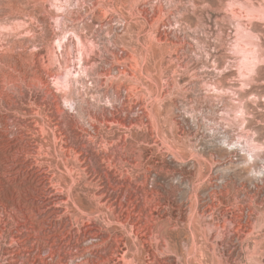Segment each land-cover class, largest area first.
<instances>
[{
	"label": "rangeland",
	"instance_id": "obj_1",
	"mask_svg": "<svg viewBox=\"0 0 264 264\" xmlns=\"http://www.w3.org/2000/svg\"><path fill=\"white\" fill-rule=\"evenodd\" d=\"M75 1L0 0V248L12 230L21 260L144 264L146 238L170 250L154 264H264V146L246 163L239 137L264 144V59L242 85L232 52L240 22L264 57V19L231 0ZM73 30L94 48L62 93L53 78L79 70Z\"/></svg>",
	"mask_w": 264,
	"mask_h": 264
},
{
	"label": "bare ground",
	"instance_id": "obj_2",
	"mask_svg": "<svg viewBox=\"0 0 264 264\" xmlns=\"http://www.w3.org/2000/svg\"><path fill=\"white\" fill-rule=\"evenodd\" d=\"M118 2V1H117ZM231 2L232 3H237V4H239L241 7H243L244 9H245V11L250 15V14H252L253 12H258L257 13V18L258 19H260V20H262V19H264V6H262V5H260L258 8H254L253 6H250V5H245V3L242 1V0H231ZM106 18V17H105ZM122 27V26H121ZM72 34L74 35V37L76 38V41L77 42H79V44H81V46L84 48V46H85V44L84 43H82L81 41H80V38H79V35L75 32V30H73L72 31ZM236 35H235V38H234V42H233V44H232V52L234 53V54H237L238 55V57H239V67L241 66L243 69H244V73H242V85H248V84H250L251 82H253L254 80H255V75H256V73H257V69L260 67V64H261V62L263 61V59H264V57L263 56H261V55H259L258 54V51H259V48H260V43H259V41H258V36H257V34L256 33H254L252 30H250V29H247V28H244L243 26H242V24L240 23V22H237V24H236V33H235ZM66 37V36H65ZM63 39H64V35H62V41H63ZM119 39V38H118ZM65 40V39H64ZM120 40V39H119ZM59 41H60V39H58V41L56 42L57 43V45L56 46H58V48H59V46H61L60 45V43H59ZM118 41V40H117ZM125 41V40H124ZM61 42V41H60ZM127 42V41H126ZM63 43V42H62ZM125 43V42H124ZM78 45V44H77ZM125 45H127V44H125ZM86 46H88L87 44H86ZM88 48L89 47H85V50H86V52H88ZM90 49H93V47H90ZM94 51V50H93ZM84 55V54H83ZM82 55V56H83ZM91 55H92V53H91ZM90 56H88L87 58H89ZM124 57V56H123ZM78 58V57H77ZM82 58H84V57H82ZM80 59V58H79ZM80 60H82V59H80ZM80 60H79V62H80ZM86 60V59H85ZM117 60V59H116ZM93 61V60H92ZM113 61V60H112ZM116 62V61H115ZM94 63V62H93ZM89 66H91V65H89ZM83 67H85V66H83ZM82 66H80V68H79V70H71V68L70 67H66L65 66V68H64V72L62 73V75H58L56 78H53V81H52V83H53V85H54V87H55V89L57 90V91H61L62 93H66V92H70V86H71V84H72V82L75 80V82H76V84L78 85L79 84V86H81V84L80 83H82V82H80L79 81V79H77L78 77H80V76H78V75H81L82 73L84 74V72L86 71L87 72V69L85 70V68H83ZM76 68V67H75ZM78 68V67H77ZM89 68V67H88ZM116 68V67H115ZM242 69V70H243ZM79 71H81V74H79ZM84 71V72H83ZM76 72V75L78 76V77H76L74 80H72V82H71V80L70 79H73L72 78V76L71 75H73L74 73ZM121 72H124V71H122L121 70ZM106 74V73H105ZM122 74V73H121ZM86 75V74H85ZM104 75V74H103ZM123 75V74H122ZM88 76V75H87ZM108 76V75H107ZM73 77H75V75H73ZM82 77V76H81ZM84 77V76H83ZM85 79V78H84ZM89 81V80H88ZM87 81V82H88ZM112 81H113V79H112ZM84 82H85V80H84ZM90 83V82H89ZM111 83V82H110ZM115 83V82H114ZM113 83V84H114ZM122 83V82H121ZM74 84V83H73ZM84 84V83H83ZM82 84V85H83ZM91 85H92V83H90ZM89 84V85H90ZM112 84V83H111ZM116 84H118V83H116ZM86 85V84H85ZM85 85H83V86H85ZM88 85V86H89ZM90 85V86H91ZM78 86V87H79ZM83 86L81 87L82 88V90L87 86H85L84 88H83ZM93 86V85H92ZM121 86V85H120ZM209 86H211L210 88H211V90H213V91H216L217 90V88H216V86H214V85H212V84H209ZM99 88V87H98ZM120 88V87H119ZM127 88H130L131 89V87L130 86H127ZM126 88V89H127ZM87 89V88H86ZM89 89V88H88ZM68 90V91H67ZM76 90V89H75ZM81 90V89H80ZM132 90H133V88H132ZM77 91V90H76ZM84 91V90H83ZM91 91V90H90ZM115 92V91H114ZM129 92V91H128ZM132 92V91H131ZM77 93V92H76ZM79 93V92H78ZM81 93V92H80ZM84 93V92H83ZM87 93V92H86ZM68 94V93H67ZM132 95H133V92L131 93ZM135 94V93H134ZM137 94H139V93H136L135 95H137ZM81 95H82V93H81ZM85 95V94H84ZM128 95V94H127ZM134 95V96H135ZM68 95H66V96H64V97H62L64 100V102L66 103V104H70V102H71V99L70 98H68L67 97ZM112 96V95H111ZM129 97H131L130 95H128ZM128 97V98H129ZM94 98V97H93ZM132 98V97H131ZM133 99V98H132ZM132 99H131V101H130V103L132 102ZM111 100V99H110ZM110 101H108V103H109ZM133 103V102H132ZM76 109V108H75ZM130 109V108H129ZM234 110V109H233ZM126 111V110H125ZM234 114L236 115V114H239L240 115V117H241V119H243V115H244V106H238L237 108H236V110H235V112H234ZM103 122V121H102ZM117 123H118V121H117ZM39 125V124H38ZM42 125V124H41ZM43 127V126H42ZM41 132L42 131H44L42 128H41V130H40ZM32 132V131H31ZM43 134V133H42ZM43 136V135H42ZM246 136V137H245ZM91 137V136H90ZM239 137H245V142H246V144H247V148L245 149H243L244 151H245V154H244V156L242 157V159H243V161L244 162H246L247 160H249L248 159V157H250V158H255V154H257L258 155V153L256 152V150H259V149H262L263 148V146H264V144L263 143H255V139L254 138H251V136H250V134H248V135H246V133H241V135L239 136ZM242 149V148H241ZM62 151V150H61ZM65 153V152H64ZM37 156V155H36ZM108 160V159H107ZM37 161V160H36ZM254 159H253V162H251L252 164L249 166V167H252V166H254ZM247 163V162H246ZM250 163V162H249ZM248 163V164H249ZM243 164V163H242ZM36 165V164H35ZM42 165V164H41ZM110 165V164H109ZM49 167H50V165H49ZM111 167H113V166H111ZM257 167V166H256ZM110 168V167H109ZM52 169V168H51ZM252 169H254L253 167H252ZM256 170V169H255ZM251 171V170H250ZM257 172V171H256ZM258 172H260V170H258ZM46 173V172H45ZM51 173V172H50ZM55 173V172H54ZM54 175V174H53ZM10 180V179H9ZM42 180V179H41ZM4 184V183H3ZM59 185V184H58ZM49 186V185H48ZM52 186V185H51ZM60 188V187H59ZM59 191V190H58ZM60 192V191H59ZM106 193V192H105ZM62 194V193H61ZM12 198V197H11ZM17 200V199H16ZM210 200V199H209ZM217 201V200H216ZM210 202V201H209ZM207 203H208V201H207ZM211 203V202H210ZM218 204V203H217ZM1 205V204H0ZM14 205V204H13ZM16 205V204H15ZM19 205V204H18ZM105 205H106V203H105ZM207 205V204H206ZM208 205H209V203H208ZM213 205V204H212ZM215 206H216V204H214ZM215 206H213V208L215 207ZM2 207V206H1ZM3 207H5V206H3ZM210 208H211V206H209ZM212 208V209H213ZM217 208H218V206H217ZM208 209V208H207ZM206 209V210H207ZM216 209V208H215ZM230 209V208H229ZM5 210V209H4ZM248 210V209H247ZM247 210H245V212L247 211ZM1 211V210H0ZM203 211L205 212V210L203 209ZM226 211V210H225ZM228 211V210H227ZM230 211V210H229ZM5 212V211H4ZM110 212H113V211H109V213ZM211 212V211H210ZM213 212H214V209H213ZM19 213V212H18ZM206 213H207V211H206ZM209 213V212H208ZM228 213V212H227ZM230 213H232V212H229V214ZM14 214V213H13ZM248 214H249V211H247V215H246V218H244V222H241V220H240V218H238V221H236V222H232L230 219H228V221L230 222V224H231V226H230V228L228 229L229 231H227V233L228 232H230L229 234L231 235V236H234V235H237V236H235L236 238H239L238 237V232L239 231H243L244 229H246L247 228V225H249V221H248ZM251 214V213H250ZM249 214V215H250ZM11 215H12V213H11ZM201 215V214H200ZM205 215V214H204ZM223 215V214H222ZM0 216H2V215H0ZM13 216V215H12ZM11 216V217H12ZM17 216V215H16ZM20 216H21V214H20ZM20 216H19V218H20ZM203 216V215H202ZM226 216V215H225ZM224 216V217H225ZM230 216V215H229ZM205 217V216H204ZM204 217H203V219H204ZM207 217H210V215L209 216H207ZM213 217V216H212ZM8 219L10 218V217H7ZM107 218V217H106ZM201 218V217H200ZM217 218V217H216ZM216 218H214V220L216 219ZM228 218V217H227ZM231 218V217H230ZM1 219H3V218H1ZM16 219H17V217H16ZM219 219H221V218H219ZM18 220V219H17ZM17 220H15V221H17ZM226 220V219H225ZM235 220V219H234ZM240 220V221H239ZM2 221V220H1ZM6 221V220H5ZM21 221V220H20ZM213 221V220H212ZM217 221H218V219H217ZM3 222V221H2ZM7 222V221H6ZM10 222H11V220H10ZM12 222H14V220L12 221ZM11 222V223H12ZM18 222V221H17ZM214 222V221H213ZM222 222V221H221ZM224 222V221H223ZM19 223V222H18ZM207 223H209V222H207ZM8 224H9V222H8ZM82 224V223H81ZM213 224V223H212ZM236 224V225H235ZM87 225V224H86ZM19 226H20V224H19ZM208 226V225H207ZM206 226V227H207ZM216 226V225H215ZM224 225H217L216 227L217 228H224L223 227ZM250 226V225H249ZM7 227V226H6ZM89 227V226H88ZM87 227V228H88ZM210 227H213V226H211L210 225ZM228 227V226H227ZM5 228V227H4ZM4 228L1 226V223H0V240L1 239H3V232H5L4 231ZM14 228V227H13ZM15 228L17 229L18 227H17V224L15 223ZM34 228V227H33ZM11 229V228H10ZM19 229V228H18ZM212 228H210V230H211ZM214 229V228H213ZM213 229H212V231H213ZM249 229V228H248ZM86 230V229H85ZM138 230V229H137ZM209 230V228H208V230L207 231H209V232H212V231H210ZM220 230V229H219ZM6 231H7V229H6ZM19 231V230H18ZM221 231V230H220ZM223 231V230H222ZM7 232H9V233H7V238H8V241H6L7 242V245L5 246V244L3 245V246H5V248H0V259H1V263L0 264H15V263H17V262H19L18 264H52L49 260H47L46 259V257H42V255L40 256V254H36V255H31V257L30 256H26L25 257V259L24 260H21V257L19 256H17V254H19L20 252H21V250L22 249H19V250H17L16 251V249H14L13 247L14 246H17V245H19L20 246V243L18 242L19 240V238H17V235H18V233H13L12 232V230L11 231H7ZM16 232V231H15ZM208 232V233H209ZM218 232V231H217ZM20 233V232H19ZM144 233V232H143ZM219 233V232H218ZM236 233V234H235ZM148 234V233H147ZM210 234H212V233H210ZM215 235H217L216 233H214ZM241 234H243V232H241ZM246 234V233H245ZM31 235V234H30ZM89 235V234H88ZM28 236V235H27ZM93 236V235H92ZM175 236V235H174ZM207 236V235H206ZM219 236H220V234H219ZM241 236V235H240ZM19 237V236H18ZM114 237V236H113ZM209 237V236H208ZM213 237H215V236H213ZM213 237H212V240H213ZM217 238H218V236H216ZM26 238V237H25ZM228 238H230V237H228ZM244 238V237H243ZM242 238V239H243ZM143 239V238H142ZM139 239V240H137L138 241V243L140 244L139 246H141L142 247V249L145 251V258H144V260L143 261H145V262H143L144 264H154L155 263V261H156V259L157 258H161V257H164L167 253H169L170 252V250L169 249H167V251H165V249L167 248V247H164V248H162V244H161V246L158 244V242L156 241V243H153L152 241H154V240H152L151 238H149L150 240H152V241H148L147 240V243L145 242V239ZM148 239V238H147ZM208 239V238H207ZM20 240H22V239H20ZM120 240V239H119ZM210 240V239H209ZM214 240H215V238H214ZM217 240V239H216ZM220 240V239H219ZM104 241V240H103ZM121 241V240H120ZM105 242V241H104ZM144 242L148 245V249H145L144 247H146V245L144 246ZM155 242V241H154ZM212 242V241H211ZM24 243V242H23ZM35 243V242H34ZM37 243H39V242H37ZM137 243V244H138ZM213 243H214V241H213ZM217 243V242H216ZM230 243V242H229ZM117 244V243H116ZM25 245V244H24ZM214 245H215V243H214ZM228 245V244H227ZM230 245V244H229ZM18 246V247H19ZM30 246V245H29ZM116 247H118V245H115ZM164 246H166V244H164ZM21 248H22V245L20 246ZM114 247V246H113ZM23 248H24V246H23ZM28 248V247H27ZM33 248V247H32ZM115 248V247H114ZM24 249H26V248H24ZM23 249V250H24ZM230 249V248H229ZM232 249V248H231ZM30 250V249H29ZM31 250H33V249H31ZM120 250V249H119ZM118 250V248H117V250L116 251H119ZM140 251H142V250H140ZM164 251H165V253H164ZM235 251V249L233 250V252ZM38 252V251H37ZM36 252V253H37ZM125 252V251H124ZM232 252V251H231ZM116 253V252H115ZM119 253V252H118ZM224 253H225V251H224ZM26 254V253H25ZM31 254H33L32 252H31ZM117 254V253H116ZM126 254V253H125ZM223 254V253H222ZM28 255H30V253L28 254ZM53 255V252H49V254H48V257L50 258V257H53L52 256ZM114 255V254H113ZM119 255H121V254H119ZM119 255H116V257L115 258H113V259H116V261L117 260H121L122 261V263L123 264H125L126 262H125V259H126V257L124 256V254H122L121 256H119ZM170 255V254H169ZM177 255V254H176ZM220 255V254H219ZM225 255V254H224ZM223 255V256H224ZM45 256H47V254L45 255ZM112 256V255H111ZM168 256V255H167ZM183 256V255H182ZM228 255L226 254V257H227ZM230 256H232V255H230ZM166 257V256H165ZM225 257V256H224ZM225 257V258H226ZM37 258L39 259V260H37ZM111 258V257H110ZM128 258V257H127ZM142 258V257H141ZM138 259V258H137ZM180 259V258H179ZM222 259H224V258H222ZM228 259V258H227ZM226 259V260H227ZM50 260H51V258H50ZM130 260H132V259H130ZM110 261V260H109ZM113 262H114V260H112ZM120 261V262H121ZM159 261V260H158ZM221 261V260H220ZM57 262V261H56ZM106 262V261H105ZM138 262V261H137ZM160 262V261H159ZM167 262H168V259L166 258V259H163V261H161L160 263L161 264H167ZM227 262V261H226ZM99 263H101V262H99ZM98 263V264H99ZM111 263V262H110ZM142 263V262H141ZM140 263V264H141ZM157 263V262H156ZM60 264V263H59ZM104 264V263H103ZM118 264H119V262H118ZM135 264V263H134ZM158 264V263H157ZM222 264V263H221Z\"/></svg>",
	"mask_w": 264,
	"mask_h": 264
},
{
	"label": "built area",
	"instance_id": "obj_3",
	"mask_svg": "<svg viewBox=\"0 0 264 264\" xmlns=\"http://www.w3.org/2000/svg\"><path fill=\"white\" fill-rule=\"evenodd\" d=\"M80 5H81V2H80V0L78 1V0H76L75 1V4L73 5V7H72V10L73 11H76L77 10V8H79L80 7ZM68 13H69V11H68ZM65 16V15H64ZM107 28V27H106ZM106 34H109V31H106ZM71 35H73L72 34V31H71ZM74 36V35H73ZM79 38H80V41L82 42V43H84L85 44V46H84V48L81 46V44H79V42H77L76 41V38L74 37V41H75V43L76 44H78V46H79V49H78V60H77V67L78 68H80V66H85V64H84V61L83 60H85V57H87L86 55H88L89 54V52L91 51V50H89L88 49V52H86V50H85V47H93L94 46V43H93V41L91 40V41H87L86 40V42H84V40L81 38V36L79 35ZM86 43H87V45L88 46H86ZM94 48V47H93ZM84 54V56H82ZM82 57H84V58H82ZM82 59V60H80V59ZM79 60H80V62H79ZM120 65V68H124L125 66H126V64H124V63H121V64H119ZM83 68H85V70L87 69V66H85V67H83ZM109 101V100H108Z\"/></svg>",
	"mask_w": 264,
	"mask_h": 264
}]
</instances>
